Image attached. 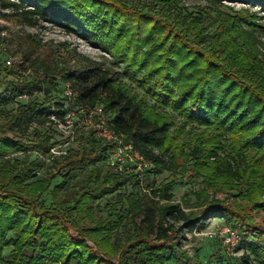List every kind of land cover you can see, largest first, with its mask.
<instances>
[{
  "label": "trees",
  "instance_id": "16d2710c",
  "mask_svg": "<svg viewBox=\"0 0 264 264\" xmlns=\"http://www.w3.org/2000/svg\"><path fill=\"white\" fill-rule=\"evenodd\" d=\"M204 1L216 8L229 0ZM0 7L14 10L29 26L40 21L73 31L122 65L153 102L147 106L130 86L99 65L72 70L57 64L52 52L31 62L30 81L21 82L18 97L36 92L42 101L17 102L8 122L0 126V264H203L183 248L181 235L184 229L199 227V219L209 214L220 215L227 226L252 237L244 264L250 259L264 264V230L248 214L264 211V44L257 38L254 16L224 15L216 30L203 36L198 20L188 23L183 18L175 24L127 10L119 0H0ZM208 39L206 49L199 46ZM3 69L0 65V75ZM59 84L69 85V107L76 112L105 101L113 129L152 162L149 174L186 171L190 163L187 173L201 174L216 189L240 186L239 195L245 189L244 206L233 210L225 198L212 201L197 215L185 213L174 202L171 182L146 186L150 195L142 193L134 174L111 169L108 158L114 145L77 123L75 147L52 159L46 176L38 179L44 166L38 157L30 161L25 156L21 163L5 160L10 151L47 155L61 144L50 134L34 138L30 146L5 135L8 129L24 133L51 126V115L63 121L67 110L60 101L67 96L59 97ZM10 101L0 97V104ZM159 107L176 113L184 125L206 131L192 139L191 155L183 153L185 142L178 143L183 128L171 133L173 123ZM226 142L229 155L220 157ZM248 150L253 157L243 154ZM76 166L89 170L71 185ZM57 177L62 183L52 189L54 195L68 186L73 189L75 201L66 208L64 202L46 206L41 201ZM129 186L132 192H127ZM108 195H115V202L105 206L106 218L98 219L93 205ZM196 198L207 204L206 191ZM9 234L14 238L8 239ZM9 246L7 258L2 253Z\"/></svg>",
  "mask_w": 264,
  "mask_h": 264
},
{
  "label": "rangeland",
  "instance_id": "374dc122",
  "mask_svg": "<svg viewBox=\"0 0 264 264\" xmlns=\"http://www.w3.org/2000/svg\"><path fill=\"white\" fill-rule=\"evenodd\" d=\"M168 0H119L122 7L127 10L140 11L142 13H148L155 15L160 19H168L172 23H177L178 20L185 18L186 22L198 20L197 25L202 27L203 36L211 35L219 25V21L228 15L230 17H255V24L258 26L257 38L264 44V3H243L236 1H222L221 6L216 8L211 7L204 0H180L177 5L175 3L166 4ZM169 3V2H168ZM180 30V27H177ZM195 32H192L194 35ZM225 38V36H224ZM208 39L204 43L200 41L201 47L209 43ZM216 43V42H215ZM206 49V48H204ZM47 52L54 54V60L60 66L76 70L78 68H87L92 65H99L105 69L113 72L117 81L123 85L130 86L133 89L139 99H141L147 106L153 105L151 99L146 96L140 89L136 88L133 82L129 79V73L124 69L122 65H115L112 58L104 51L91 45L87 40L79 37L76 33L68 30L62 26L53 25L48 22H40L36 26H29L23 18L15 13L12 9H2L0 7V65L4 70L0 75V97L11 98V101L6 104H0V126L7 123L9 118L15 112L17 102H26L29 98H38V93L32 92V97L29 95L26 98L18 97L20 91L21 82L30 81L31 62L35 58H42ZM219 53H216L218 55ZM10 62V65L7 64ZM4 66V67H3ZM60 91V98L65 95V89L62 85L57 86ZM53 95V94H52ZM42 101V98H38ZM61 104L67 113L64 117V122H59L55 118V115H51L50 118L54 121L51 126L40 128L38 130L30 128L27 132H21L19 130H6L5 135L15 140L22 142L26 146L29 142H33L34 138L38 136H44L50 134L54 141L61 142L60 150L67 151L70 148H74L75 145L71 142L69 136L70 128L66 126L67 116L75 117L76 109H70V100L61 99ZM105 104V101L101 102ZM56 110V109H52ZM161 112L168 114L169 119L172 121L173 126L170 130L177 131L183 128V134L178 136V143L185 142L186 146L183 153L191 155L193 150L192 139L198 135H204L206 132L203 128H198L192 125H184L183 120L176 114L171 112L168 108L159 107ZM72 122V121H71ZM188 134V137L187 135ZM72 137H76L73 133ZM206 138V136H202ZM230 142L225 143L224 151H219L218 156L225 157L229 155L228 146ZM28 148V147H27ZM205 148V147H204ZM206 149V148H205ZM244 155L254 156V152L251 150L245 151ZM25 156L28 160L32 161L37 156L34 151L25 149L24 151L15 153L9 152L5 160H18L21 163ZM214 158L211 157L210 161ZM239 161L238 158H236ZM51 160L44 161V166H41L38 170V179L46 176L50 171L53 164ZM235 163V161H234ZM51 164V166H50ZM264 166V162L262 161ZM187 170L190 167V163L186 166ZM89 169H82L79 166L75 167L71 185L78 182L81 178L86 176ZM186 171L177 170L172 172L171 170H165L158 175L147 174V179L144 182V186H159L161 184L173 183L172 196L174 202L178 203L180 208L189 213L193 211L195 214H200L206 206L213 204L212 201H222L227 198L226 206L233 210H237V207H243L245 204L242 195L245 194V189L241 195H239L238 188L240 186H234L232 189L226 188H214L213 184H208L200 176L201 174L187 173ZM62 183V179L57 177L52 183V186L48 192H46L41 201L46 206L51 204H57L64 202L62 208H66L75 201L73 195V189L68 186L67 188L60 190L56 195L52 192L55 186ZM202 191H206L208 200L204 205L202 201L197 202L196 196ZM127 192H132L130 186ZM140 195L141 192L137 190ZM115 202V195H108L99 200L93 205L94 211L98 212V219H105L107 210L105 206L113 204ZM119 208V207H117ZM214 214V213H213ZM252 222L257 228L264 230V211H248ZM225 221L220 215L209 214L199 219V227L192 230L184 229L181 235V244L185 248L189 255L197 254L203 264H244L245 256L250 254L248 246L254 242L252 237H248L246 233L240 231L245 238V243L239 245L233 252H228L222 245L219 237L211 236L210 234L217 227L225 226ZM128 228V226L126 227ZM237 230V229H235ZM238 231V230H237ZM121 232V231H119ZM14 238L13 234L8 235V239ZM12 248H3L2 255L9 258ZM249 264H255L252 259L249 260Z\"/></svg>",
  "mask_w": 264,
  "mask_h": 264
},
{
  "label": "built area",
  "instance_id": "2783aa9c",
  "mask_svg": "<svg viewBox=\"0 0 264 264\" xmlns=\"http://www.w3.org/2000/svg\"><path fill=\"white\" fill-rule=\"evenodd\" d=\"M7 64L10 65V62H7ZM64 89L65 95L70 97L72 92L69 85H65ZM26 96L22 95L20 97L26 98ZM67 117L68 120L65 122L66 126L70 128L71 142L76 138L72 135L74 133L73 126L77 123L81 130L91 131L96 137L112 143L114 146L108 158L111 169L117 173L134 174L141 192L150 195L147 187L144 186V182L147 179V174L153 168L152 162L146 160L135 150L133 144L126 139L124 134L113 129L111 116L105 111L102 104H97L89 110H80L75 113V117L70 115ZM59 122H64V119ZM60 145L52 146L47 155L37 151L34 153L40 160L50 162V160L66 154V151L60 150ZM210 235L219 237L223 247L228 252H233L243 241L241 233L227 225L217 227L215 233L212 232Z\"/></svg>",
  "mask_w": 264,
  "mask_h": 264
}]
</instances>
